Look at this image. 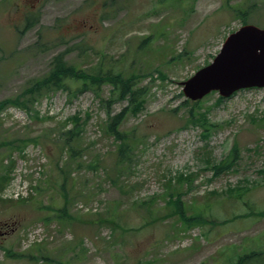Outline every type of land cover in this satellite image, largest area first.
<instances>
[{
  "label": "rangeland",
  "instance_id": "1",
  "mask_svg": "<svg viewBox=\"0 0 264 264\" xmlns=\"http://www.w3.org/2000/svg\"><path fill=\"white\" fill-rule=\"evenodd\" d=\"M236 10L264 29V0H0V102L76 45L69 64L127 68L147 93L120 127L123 164L107 125L126 104L109 85L0 113V264H264V89L211 93L200 124L183 93L244 26Z\"/></svg>",
  "mask_w": 264,
  "mask_h": 264
},
{
  "label": "trees",
  "instance_id": "2",
  "mask_svg": "<svg viewBox=\"0 0 264 264\" xmlns=\"http://www.w3.org/2000/svg\"><path fill=\"white\" fill-rule=\"evenodd\" d=\"M235 12L240 18L243 17V25L249 24L246 20V11L236 10ZM39 23L40 17L38 14H28L24 28L31 30L37 27ZM38 45L39 44H36L37 47ZM78 47L79 45L72 46L69 50L55 56L51 63V69L45 76L40 79L30 81L22 93L14 99H8L0 102V113L9 106L31 110L29 106L34 107L35 103H37L40 98L58 91L67 92L71 95L77 96L78 94L86 92L98 93L104 85H109L112 87L111 91L114 96L113 98H116L119 102L126 104V107H124L120 113L110 117L107 125V129L115 141L120 143L118 148V158L123 164L129 159L130 153H132L133 150L132 145H130L132 138L129 137L127 133L121 131L120 127H122L125 118L129 114L132 113L133 115H136L139 111H141L147 93L143 88L135 87V75L129 74V70L127 68H121L114 65L107 68L105 65L101 66V64H99L92 70L85 71L69 64L66 60L67 54ZM219 101L222 102L223 98L220 97ZM200 102L201 101L193 102V107L189 112V118L193 124L199 123L197 120L198 116L194 113V110L198 107ZM205 129L209 132V129ZM67 135L66 144L78 137L80 132L77 131V128H74L73 130L68 131ZM71 152H73V150H71ZM231 153L232 161H228L227 164H223L226 165V168H232L239 156L237 148H234ZM223 167L224 166L216 167V170L220 171ZM6 179V177L1 178L0 191L5 189L7 185L6 181H8ZM64 187L65 185L63 184L62 188L64 189ZM243 203L248 205L247 202ZM178 206L179 215L184 217V214L181 212L180 201ZM260 215L264 216V211L261 212ZM261 255L262 253L258 252L247 253L237 256L235 260L229 259L228 264H257Z\"/></svg>",
  "mask_w": 264,
  "mask_h": 264
},
{
  "label": "water",
  "instance_id": "3",
  "mask_svg": "<svg viewBox=\"0 0 264 264\" xmlns=\"http://www.w3.org/2000/svg\"><path fill=\"white\" fill-rule=\"evenodd\" d=\"M183 85L192 102L213 92L228 98L241 90L264 89V29L248 24L230 34L213 61Z\"/></svg>",
  "mask_w": 264,
  "mask_h": 264
}]
</instances>
